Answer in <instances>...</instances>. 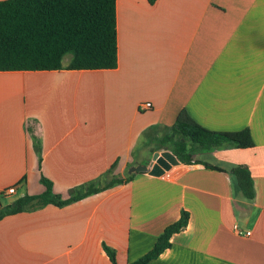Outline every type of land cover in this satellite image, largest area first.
Segmentation results:
<instances>
[{
	"label": "crops",
	"instance_id": "crops-1",
	"mask_svg": "<svg viewBox=\"0 0 264 264\" xmlns=\"http://www.w3.org/2000/svg\"><path fill=\"white\" fill-rule=\"evenodd\" d=\"M116 4L117 68L69 70L63 58L58 71H0V208L43 194L42 178L66 199L155 164L156 152L173 153L161 140L183 110L213 132L250 129L255 146L198 152L175 183L166 175L180 160L160 177L134 173L72 204L7 216L0 264H114L104 245L132 264L183 211L189 224L149 264H264V0Z\"/></svg>",
	"mask_w": 264,
	"mask_h": 264
},
{
	"label": "trees",
	"instance_id": "trees-1",
	"mask_svg": "<svg viewBox=\"0 0 264 264\" xmlns=\"http://www.w3.org/2000/svg\"><path fill=\"white\" fill-rule=\"evenodd\" d=\"M116 0H4L0 1V71H58L62 60L72 54L69 70H110L118 66ZM250 129L240 132H213L196 123L183 110L175 125L161 140L185 164L198 152H208L230 143L240 149L253 148L255 143ZM211 167V165L206 164ZM220 170L217 167H211ZM244 197L255 199L256 191L251 171L243 166L233 169ZM112 178L106 185H87L62 199L54 193L53 184L42 178L46 190L39 196H26L13 204L0 208V220L20 212L45 205L64 206L100 193L115 184L129 182ZM190 221L183 211L178 222L167 227L155 247L132 264H149L172 248V237L182 231ZM110 260L117 264L116 253L103 246Z\"/></svg>",
	"mask_w": 264,
	"mask_h": 264
},
{
	"label": "water",
	"instance_id": "water-1",
	"mask_svg": "<svg viewBox=\"0 0 264 264\" xmlns=\"http://www.w3.org/2000/svg\"><path fill=\"white\" fill-rule=\"evenodd\" d=\"M155 164L150 166L138 165L130 170V174L148 173L151 176L160 177L167 171H170L173 166L180 164L179 159L170 151H158L152 156Z\"/></svg>",
	"mask_w": 264,
	"mask_h": 264
},
{
	"label": "built area",
	"instance_id": "built-area-1",
	"mask_svg": "<svg viewBox=\"0 0 264 264\" xmlns=\"http://www.w3.org/2000/svg\"><path fill=\"white\" fill-rule=\"evenodd\" d=\"M150 107H152L151 104H145V105L143 104L142 108H144L145 110H149ZM189 172H190V166L188 164L179 166L178 168H176L175 170L171 171L166 175V180L173 183L178 182L186 175H188ZM15 193H16V188L14 187L7 191L8 195H13ZM234 230L239 235H244V232L240 228H238V226L234 227ZM245 235L249 236L251 235V232H246Z\"/></svg>",
	"mask_w": 264,
	"mask_h": 264
},
{
	"label": "rangeland",
	"instance_id": "rangeland-1",
	"mask_svg": "<svg viewBox=\"0 0 264 264\" xmlns=\"http://www.w3.org/2000/svg\"><path fill=\"white\" fill-rule=\"evenodd\" d=\"M71 58H73V55H72V54H69V55H67V56L64 58L63 62H64V63H67L69 60H71ZM169 149H170V148H169Z\"/></svg>",
	"mask_w": 264,
	"mask_h": 264
}]
</instances>
